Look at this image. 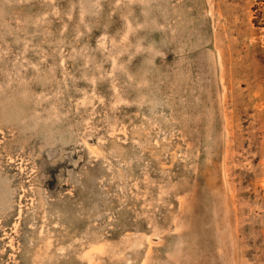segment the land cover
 Returning <instances> with one entry per match:
<instances>
[{"label": "rangeland", "instance_id": "obj_1", "mask_svg": "<svg viewBox=\"0 0 264 264\" xmlns=\"http://www.w3.org/2000/svg\"><path fill=\"white\" fill-rule=\"evenodd\" d=\"M0 264H264V0H0Z\"/></svg>", "mask_w": 264, "mask_h": 264}]
</instances>
